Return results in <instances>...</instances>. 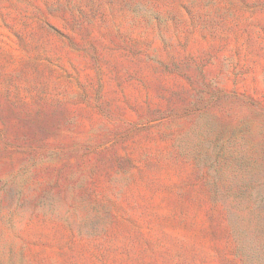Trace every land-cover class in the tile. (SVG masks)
Instances as JSON below:
<instances>
[{
    "label": "rangeland",
    "instance_id": "374dc122",
    "mask_svg": "<svg viewBox=\"0 0 264 264\" xmlns=\"http://www.w3.org/2000/svg\"><path fill=\"white\" fill-rule=\"evenodd\" d=\"M0 264H264V0H0Z\"/></svg>",
    "mask_w": 264,
    "mask_h": 264
}]
</instances>
